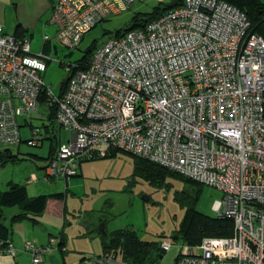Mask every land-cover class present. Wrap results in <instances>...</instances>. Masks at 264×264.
I'll return each instance as SVG.
<instances>
[{"label": "built area", "instance_id": "built-area-1", "mask_svg": "<svg viewBox=\"0 0 264 264\" xmlns=\"http://www.w3.org/2000/svg\"><path fill=\"white\" fill-rule=\"evenodd\" d=\"M144 1L52 0L54 39L79 49L98 24ZM47 61L32 54L30 38L5 34L0 24V149L21 143V120L45 95L71 133L46 179L70 181L80 160L115 150L149 160L222 192L213 212L233 221L231 236L185 245L175 264H264V38L244 12L221 0H185L144 28L108 38L84 67L68 70L61 95L44 81ZM42 138L32 128L27 144ZM55 243L23 248L42 264ZM4 245L0 251L16 256L10 241ZM89 263L125 264L113 254Z\"/></svg>", "mask_w": 264, "mask_h": 264}, {"label": "rangeland", "instance_id": "rangeland-1", "mask_svg": "<svg viewBox=\"0 0 264 264\" xmlns=\"http://www.w3.org/2000/svg\"><path fill=\"white\" fill-rule=\"evenodd\" d=\"M172 3L173 0H145L130 10L112 15L85 36L79 49L71 50L56 44V49L47 56V70L43 74L47 87L60 95L70 75L68 70L85 57L92 56L88 52L94 44L100 46L117 31L128 28L136 16L151 17ZM31 51L34 55L40 54L39 41L32 43ZM38 111L32 116L33 126L49 124L48 110L40 104ZM21 124L23 142L8 147L19 155L20 160L0 165V191H8V185L13 182L25 187L31 198L39 195L52 197L66 207V227L62 225L55 235L61 233L66 240L69 239L71 257L81 259L102 255L103 220L108 239L116 231L131 230L143 242L159 245L170 242L171 250L162 251L163 256H156L155 260L158 264H175L180 249L188 244L184 237L188 229L201 223L203 217L218 218L212 206L223 199L222 192L179 176L168 174L160 178L138 164L136 157L123 151L105 158L80 160L79 174L70 179L68 186L64 180L46 179L44 168L48 165L52 141L46 139L37 147L28 146L30 127L22 120ZM56 131L61 142L70 141L69 131L61 130L59 126ZM6 149L1 148L0 152ZM33 173L38 180L26 184ZM60 194V198L53 196ZM117 250L119 259L123 260L121 248Z\"/></svg>", "mask_w": 264, "mask_h": 264}, {"label": "trees", "instance_id": "trees-1", "mask_svg": "<svg viewBox=\"0 0 264 264\" xmlns=\"http://www.w3.org/2000/svg\"><path fill=\"white\" fill-rule=\"evenodd\" d=\"M185 0H173V3L161 9L159 12H155V14L151 17L141 18L140 16H136L128 28L117 31L112 36H121L125 32L144 28L149 22L157 19L163 13L178 8L184 4ZM227 2L228 4L238 8L240 11L244 12L250 21L251 31L254 33H258L260 36L264 38V0H221ZM111 36V37H112ZM17 37V36H15ZM20 38V37H17ZM97 44H94L90 50L89 55H93V53L99 48ZM91 56L85 57L80 63H78L81 67H84ZM71 73L65 82L64 86L61 89L60 95L66 89L67 83L70 79ZM40 104L44 105L48 108V121L49 124H44L42 127V141L50 139L52 141L50 154L48 157V164L53 159L56 154L60 144L61 139H59L56 126H59L56 122V107L52 105H48V101L46 96L44 95L40 99ZM60 127V126H59ZM63 130L62 127H60ZM40 143V144H41ZM37 147V146H36ZM118 150L112 151L107 157L117 153ZM136 157V156H134ZM38 158V157H36ZM138 164L143 165L149 172L154 175L165 178L166 175H174L179 176L184 180L190 179L184 178L166 168H163L155 163H152L149 160L136 157ZM20 160L18 154H12L9 150H5L0 152V165L4 166L8 163H17ZM48 166V165H47ZM47 166L44 168L46 170ZM79 174V173H78ZM197 183V182H196ZM199 184V183H198ZM54 197L60 198V195H53ZM48 196H39L31 198L29 197L27 190L25 187L10 183L8 185V191L2 192L0 191V209L6 207H15L19 206L23 209L22 214L13 218V221H23L30 219L31 221H35V219L30 218L29 215L32 214L34 216L41 215L44 212L46 202L48 201ZM35 218V217H34ZM233 229V221L231 219H213L210 217H203L201 223L196 224L194 227L188 229V231L184 234L186 241L189 246L199 245L204 238L207 237H228L232 235ZM12 234V229L7 227L4 223L0 221V241L4 242V247L10 239ZM103 245H104V255H116L117 257L119 252L117 249L121 248V255L123 262H132L134 264H143L148 262V264H158L155 260V257L163 256L162 249L159 244H153L148 242H143L138 237L137 233L131 230H120L114 232L111 237L108 239V235L102 233ZM162 258V257H161Z\"/></svg>", "mask_w": 264, "mask_h": 264}, {"label": "crops", "instance_id": "crops-1", "mask_svg": "<svg viewBox=\"0 0 264 264\" xmlns=\"http://www.w3.org/2000/svg\"><path fill=\"white\" fill-rule=\"evenodd\" d=\"M51 8L52 0H0V24L4 27L5 34L20 38H30L31 46L33 42L39 41L41 44L40 53L48 56L58 45L54 39L57 29L49 23ZM45 36L50 37L52 40L46 42L44 40ZM43 107L48 110L44 105ZM37 113H39L38 110ZM33 114L29 121L22 119V122L30 127V131L32 128H39L42 131V127L33 126ZM22 142L23 137L21 143ZM26 142H28V140ZM6 150L14 154L10 148ZM35 180H38V177L33 173L32 176L28 178L26 184ZM58 180H64L67 186L71 181H67L66 179ZM46 205L47 207H45L41 215H29V217L35 219V221H31L30 219L17 222L13 221L14 217L22 214L23 209L21 207H6L0 209V221L12 229L9 241L16 249V256H11L0 251V264H32V257L24 250V244L27 242H35L37 245L46 246L49 245L53 239L56 240L54 248L56 249L55 253L57 252L58 255L53 252V254L45 257L42 264H90L88 262L90 258L83 257L79 259L71 257L69 239L66 240L61 233L58 236L55 235L56 231H60L62 225L66 227V207H62L60 202L52 197H49ZM102 255H104V253H102Z\"/></svg>", "mask_w": 264, "mask_h": 264}, {"label": "water", "instance_id": "water-1", "mask_svg": "<svg viewBox=\"0 0 264 264\" xmlns=\"http://www.w3.org/2000/svg\"><path fill=\"white\" fill-rule=\"evenodd\" d=\"M101 230L104 234H106V229H105V221L102 220V223H101Z\"/></svg>", "mask_w": 264, "mask_h": 264}]
</instances>
